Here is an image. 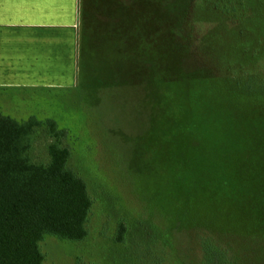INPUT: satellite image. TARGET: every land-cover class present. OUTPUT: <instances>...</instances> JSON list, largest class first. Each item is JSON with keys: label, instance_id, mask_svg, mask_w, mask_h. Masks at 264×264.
<instances>
[{"label": "rangeland", "instance_id": "rangeland-1", "mask_svg": "<svg viewBox=\"0 0 264 264\" xmlns=\"http://www.w3.org/2000/svg\"><path fill=\"white\" fill-rule=\"evenodd\" d=\"M93 4L108 20L78 86L0 91L2 114L43 122L35 162L57 140L47 120L65 131L92 201L88 235H46L44 264H264V0H178L177 58L160 56L155 89L143 0Z\"/></svg>", "mask_w": 264, "mask_h": 264}, {"label": "trees", "instance_id": "trees-1", "mask_svg": "<svg viewBox=\"0 0 264 264\" xmlns=\"http://www.w3.org/2000/svg\"><path fill=\"white\" fill-rule=\"evenodd\" d=\"M177 1L143 0L144 82L152 88L160 56L177 58ZM42 124L34 116L19 121L0 112V264H44L39 244L46 235L74 241L88 235L92 201L83 178L68 167L71 149L61 142L65 131L47 120L57 138L48 145L49 161L38 163L29 155L32 134ZM124 231L122 224L118 240Z\"/></svg>", "mask_w": 264, "mask_h": 264}, {"label": "crops", "instance_id": "crops-1", "mask_svg": "<svg viewBox=\"0 0 264 264\" xmlns=\"http://www.w3.org/2000/svg\"><path fill=\"white\" fill-rule=\"evenodd\" d=\"M95 9L93 0H0V91L78 86L94 26L108 16Z\"/></svg>", "mask_w": 264, "mask_h": 264}]
</instances>
